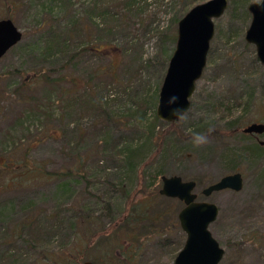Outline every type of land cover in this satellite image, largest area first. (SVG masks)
<instances>
[{
  "label": "rangeland",
  "instance_id": "374dc122",
  "mask_svg": "<svg viewBox=\"0 0 264 264\" xmlns=\"http://www.w3.org/2000/svg\"><path fill=\"white\" fill-rule=\"evenodd\" d=\"M87 1L0 0V20L9 18L22 35L0 59V264H46L41 260L44 254L76 263L78 239L125 218L126 196L137 188L158 191L161 176L195 182L196 200L219 210L208 228L223 249L219 264H264V150L258 159L242 154L250 141L264 139V133L240 132L251 124L264 125V102L259 97L264 68L255 65L254 47L244 41L250 18L245 24L239 11L213 20L219 34L214 33L209 43L190 107L169 126L151 119V99L157 92L158 100L160 76L168 65L163 61L175 49V43L163 38L173 32L176 36L177 26L170 21L184 0H97L93 11ZM108 6L116 16H104L100 31L92 29L86 17L94 19ZM51 28L58 30L55 35L61 42L46 51L45 34ZM96 72V78L91 77ZM88 79L90 95L104 97L110 118L96 120L89 110ZM23 80L32 87L17 93ZM238 94L245 104L235 103ZM147 123L154 126L149 141L140 133ZM196 133H207L208 143L194 147ZM128 143L140 148L130 163L121 159V149ZM74 166L79 174L55 177ZM233 173L243 178L239 192L201 195L207 186ZM154 202L149 213L163 214L156 223L158 230H165L162 239L145 235L139 256L127 255L131 259L127 264H172L184 245L177 223L183 205L163 196ZM78 207L96 219L95 227L74 224ZM50 213L58 222L64 219L59 233L52 220L42 221L40 238L38 232L30 237L28 231L18 230L31 216L42 219ZM111 234L103 247L114 250ZM28 246L35 249L29 251ZM87 256L79 264L92 263L89 258L96 256L98 264H115L104 262L100 251Z\"/></svg>",
  "mask_w": 264,
  "mask_h": 264
},
{
  "label": "water",
  "instance_id": "95a60500",
  "mask_svg": "<svg viewBox=\"0 0 264 264\" xmlns=\"http://www.w3.org/2000/svg\"><path fill=\"white\" fill-rule=\"evenodd\" d=\"M232 0H208L192 7L178 22L175 49L168 61L163 82L159 88L156 118L164 123H176L190 107L195 83L204 70L209 43L214 37L213 20L219 19ZM250 24L245 30L244 41L254 47L256 60L264 68V0L247 7ZM21 32L9 19L0 20V59L21 40ZM177 97L174 104L170 97ZM173 108L182 109V115L173 116ZM244 135L259 136L264 133L263 124H251L240 130ZM264 147V140L258 141ZM160 197L175 199L183 207L178 211L177 223L185 235L183 247L177 252L172 264H219L223 249L212 237L209 226L218 216L217 207L209 202L196 200L195 182L182 181L179 177L161 176ZM243 178L240 173L228 174L201 191L208 197L218 191L239 192ZM82 264H91L89 261Z\"/></svg>",
  "mask_w": 264,
  "mask_h": 264
},
{
  "label": "trees",
  "instance_id": "16d2710c",
  "mask_svg": "<svg viewBox=\"0 0 264 264\" xmlns=\"http://www.w3.org/2000/svg\"><path fill=\"white\" fill-rule=\"evenodd\" d=\"M55 1V0H54ZM125 1V0H124ZM204 1H208V0H184V2L182 3L181 7L179 8V10L176 12V15L173 16L172 20L170 21L173 25H176L177 22L185 15L187 14V11L190 9V7H192V5H198L200 3H203ZM260 0H232L230 3H228L226 10L224 11V13H228L230 15V17H233L234 14L239 13V11H241L240 14H242V22H245V24H247V20L250 18V14L247 11V7L251 4H253L254 2H259ZM97 2V0H88L87 4H89L91 7V10H96V6L95 3ZM132 2V1H131ZM127 3L128 6H130V3ZM135 2V0H133V3ZM176 2H178L176 0ZM197 3V4H196ZM59 2L55 3V6H58ZM54 6V8H55ZM126 5L124 4L123 7H125ZM179 6V4H178ZM111 6H108V8H103L101 7L102 10L99 11V13H97L96 15H94V19L91 17V15H88V20L91 21V27L92 29L96 30V31H100V27L102 26V24H105V17H115L116 15L112 12L109 13V9ZM7 14H9V10H7ZM9 19V18H7ZM100 20V24L95 23V21ZM250 21V19H249ZM250 24V22H249ZM177 26V25H176ZM248 27V26H247ZM218 28V27H216ZM244 29V28H243ZM243 29L241 30V32L243 31ZM247 29V28H246ZM245 29V30H246ZM57 29L55 28H51V30L48 31V33L46 32L45 34V42H46V46L44 47L47 50H51L54 47H57V45L60 44V40L58 39L59 36L56 34ZM237 30V29H236ZM58 31V30H57ZM78 32H81V30H78ZM111 32V28L109 29L108 33ZM219 30L215 29V23H214V33L217 34ZM231 32V31H230ZM237 32V31H236ZM240 32V29H239ZM245 32V31H244ZM232 33V32H231ZM215 35V34H214ZM160 38H162L161 36H158ZM176 37L174 32L172 35H166V37L163 38V40H165L166 38H168L169 40H171L173 43L176 42ZM246 43V42H245ZM249 45V44H248ZM245 46H247V43L245 44ZM210 48V47H209ZM41 49V48H39ZM38 49V50H39ZM45 51V52H46ZM174 51V50H172ZM172 51H170L169 53H167V55L165 56V60L163 61V63L168 64V61L170 59V56L172 55ZM99 52V51H96ZM255 65H257V60L255 58ZM139 68V67H138ZM111 72L113 74V70H114V65L110 66ZM140 69V68H139ZM166 71L163 72L161 74V78L163 79L164 75H165ZM97 72L92 75L91 77L96 78ZM98 75V74H97ZM33 78H35V76H33ZM61 79L59 78L58 81H60ZM91 82V79H88L85 82L86 88H85V95L87 98H89L91 100L90 104H89V110L91 111L92 115L95 116L96 120L98 118H101L103 120H106V118H110V116L107 114L108 110L105 107V100L104 97L102 96H98L97 94H91V89L89 88V84ZM32 87L31 83L26 80L24 82V80L18 85V88H16L17 93L19 91L23 90H30ZM78 90V89H77ZM76 90H73V92ZM80 91V90H78ZM138 91H136L135 96L136 97H140L138 96L137 93ZM156 93H154L153 98L151 99V103H152V109H151V119L153 121L156 120V115L154 114V110L153 108H155L156 106V101H157V96ZM229 93L230 94H234L235 90L230 88L229 89ZM69 97H72L73 95L68 94ZM243 95L242 94H238L235 98V103L237 105H241L242 103L245 104V101L242 99ZM259 97L263 100L264 102V84L262 85V90L261 93L259 95ZM73 99V98H72ZM140 99V98H139ZM81 98L79 100V103L81 104ZM131 103H134L133 101H131ZM136 105V104H135ZM134 105V106H135ZM148 103L145 104V106L147 107ZM141 115V120H143V114ZM149 126L148 128H144L143 131H141V135L145 137V140L149 141L152 138V132L154 129V126L150 125L149 123H147ZM167 124V123H166ZM172 125V123H170ZM169 124V126H171ZM228 125H231L230 123ZM107 129H105L106 131ZM140 131L139 126L137 127V130L135 132V135L138 134V132ZM246 137V136H244ZM136 148V149H135ZM132 148V146L128 143L127 145L125 144L122 149H121V159L124 158L126 159V162L130 163V161L133 158V154L135 152H138V150L140 149L139 147H135ZM136 150V151H135ZM264 148L258 146L255 142L250 141L249 144L247 145V147L242 151V154H244L247 157H251L254 159H258L260 157V155L262 154ZM23 164L26 165V167L28 168V163L23 161ZM130 166V164H127L126 167H123L124 170H127L128 167ZM32 170H29V172H31ZM79 169L77 167H73V169H66V171L63 173H59V174H55L56 178L58 180H62L63 178H70V176H73L75 173L79 174ZM28 172V173H29ZM34 172V171H32ZM84 175V174H82ZM155 178V177H153ZM137 196H140V198H137ZM155 198H159L158 195V191H156L155 189L148 188V187H144V189L140 188V189H135L132 191V193H130L129 195L126 196V203L127 206L125 208V218H120L119 221H113L109 223V227L107 229H101L100 231H94L90 236H88V234H86L84 236V238L82 237V239H78V244H77V250H78V254L77 257H79V261H77L76 263H72L69 261H57L55 260L56 258H51L50 255H46L44 254L41 258V260L43 262H45L46 264H59L61 262V264H79L81 261L82 257H87L88 252L90 251H100L101 257L103 259H105L104 262H110L113 261L115 264H127L130 263L131 259H128V257H126L127 255H129L131 258H137L139 256V252L141 250V247L143 246V241L146 240L145 235H156L157 238L162 239V234L164 231L162 230H158L157 229V224L161 219H162V213H153L152 215H150L149 211H152V207H150L154 202ZM140 199V200H138ZM76 218H78V221H76V223H74L77 227L79 228H83V227H95V225L97 224L96 219L90 215V213H87L86 208L81 207V208H77L76 210ZM75 217V216H73ZM57 216L54 213H50V215L47 216H43V218L41 219L39 216H31V218L26 219L25 221H23L21 224H19L17 227L19 228L18 230H25L29 232L30 237H32V235L37 234L38 232V237L40 238L42 236L43 233V229L42 228V224H45V222L42 223V221H51L53 222L52 228H54L55 233H59L64 225V219H62V222H58L57 221ZM48 225L49 222H46ZM68 225H70L72 227V231H74V229H76V227H74L75 225H73V223H67ZM42 225V226H41ZM42 231V233H41ZM89 230L87 229L86 232H88ZM111 234V239H115L116 243H114V250H112V248H107V247H103L104 245V240L107 239L109 236V233ZM33 233V234H32ZM166 241V240H165ZM164 241L165 246L166 243ZM35 243V242H34ZM111 243V242H110ZM127 247V248H126ZM182 247V246H181ZM180 247V248H181ZM126 248V249H125ZM29 251L35 249L32 246H28ZM125 249V250H124ZM180 250V249H179ZM81 256V257H80ZM100 256V255H99ZM99 256H96V259H92L89 258V260L92 261L91 264H98V260H99ZM60 258V257H58Z\"/></svg>",
  "mask_w": 264,
  "mask_h": 264
},
{
  "label": "clouds",
  "instance_id": "9594fccd",
  "mask_svg": "<svg viewBox=\"0 0 264 264\" xmlns=\"http://www.w3.org/2000/svg\"><path fill=\"white\" fill-rule=\"evenodd\" d=\"M177 101V97H170L169 103L174 104ZM173 116L179 118L182 115V109L173 108L172 113ZM211 129L209 130V133ZM194 147H202L204 144L208 143V134L207 133H196L192 140Z\"/></svg>",
  "mask_w": 264,
  "mask_h": 264
},
{
  "label": "flooded vegetation",
  "instance_id": "af4514ba",
  "mask_svg": "<svg viewBox=\"0 0 264 264\" xmlns=\"http://www.w3.org/2000/svg\"><path fill=\"white\" fill-rule=\"evenodd\" d=\"M250 136H253V135H250ZM262 140H264V139H262ZM257 143H258V141H257Z\"/></svg>",
  "mask_w": 264,
  "mask_h": 264
}]
</instances>
